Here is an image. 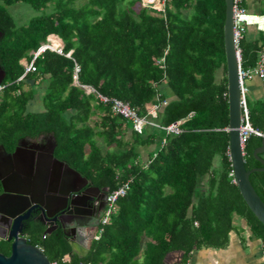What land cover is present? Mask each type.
<instances>
[{
	"label": "trees",
	"instance_id": "obj_1",
	"mask_svg": "<svg viewBox=\"0 0 264 264\" xmlns=\"http://www.w3.org/2000/svg\"><path fill=\"white\" fill-rule=\"evenodd\" d=\"M77 1L0 0V145L12 152L23 138L52 135L53 156L92 185L112 191L128 181V188L83 256L70 255L59 229L44 233L33 220L23 231L26 240L50 263L162 264L177 250L183 252L178 264H191L194 251L225 249L234 232L243 245L258 240L264 261V225L243 200L228 155L224 0H164L161 9L143 0ZM14 3L36 14L16 25L7 10ZM240 6L246 8L244 0ZM50 34L62 40V54L44 50L36 70L18 79L21 60L29 61ZM237 47L240 67L254 68L264 54V31L255 29L248 39L245 29ZM80 85L128 102L141 116L156 104L151 119L160 126L184 119L182 132L139 133ZM246 91L248 122L261 133L243 142L244 166L251 169L261 167L253 150L264 134V94L253 99ZM38 99L41 109H29ZM157 137L158 147L140 161L137 148ZM97 139L116 149L102 151ZM249 180L264 202V171L251 172ZM10 245L0 238L1 253L9 255Z\"/></svg>",
	"mask_w": 264,
	"mask_h": 264
},
{
	"label": "water",
	"instance_id": "obj_2",
	"mask_svg": "<svg viewBox=\"0 0 264 264\" xmlns=\"http://www.w3.org/2000/svg\"><path fill=\"white\" fill-rule=\"evenodd\" d=\"M224 2L223 43L228 102V155L233 180L243 200L264 225V202L249 180L251 172L264 171V159L259 156L264 151V134L261 144L253 150V156L261 163V167L246 169L239 131L241 94L238 77L239 56L233 38V3L232 0ZM3 76L0 68V82ZM54 147L55 139L52 135H44L38 139L23 138L12 152H7L0 145V238L11 241L10 254L6 256L0 252V264H50L42 250L24 237L23 231L31 220L44 226V233L52 232L57 226L61 229L69 227L70 233L64 231V235L71 247L70 255L75 253L83 256L88 241L94 236L95 232L92 236H87L85 222L75 216L78 212L77 206L83 204L75 199V195L77 192L86 194L97 188L86 187L85 177L67 163L55 158ZM63 213L70 216L69 223L65 224L61 215ZM52 224L55 225L51 227ZM182 255V251L168 252L162 264H178Z\"/></svg>",
	"mask_w": 264,
	"mask_h": 264
},
{
	"label": "built area",
	"instance_id": "obj_3",
	"mask_svg": "<svg viewBox=\"0 0 264 264\" xmlns=\"http://www.w3.org/2000/svg\"><path fill=\"white\" fill-rule=\"evenodd\" d=\"M163 1L164 0H157V2L160 3L159 4L160 6L156 7L157 9L162 8ZM241 1L242 0H232L233 3L232 11H233V30L235 36V43L239 56L238 77L240 82V94H241V98H240L241 127L240 128H241V142L243 144L245 138L248 137L249 134L253 133V134L261 135V133L254 130L248 122V113H247L245 97H244V93L246 91V87L244 86V80L246 79L249 80L256 77L264 85V54L260 56L254 68L249 70H244L240 67V55H239V48L237 47V43L247 26L254 25L257 29L264 31V15L247 12L245 8L240 6ZM144 4L151 5V3L149 2H144ZM47 40H48L47 42L40 44L36 50L31 51L32 57L29 61L21 60V63L24 66V71L23 74L18 79L22 78L26 73L33 72L36 70L35 59L44 50L49 49L51 51H55L58 54H62V45L54 43L50 38H47ZM78 70H79L78 66H75L74 67L75 78ZM80 86L86 92H90V91L95 92V90L89 85H80ZM3 87L4 85L0 82V92L2 91ZM95 94L96 97L101 102L108 103L110 105V110L113 114L119 115L122 118H124L126 121L131 122L132 128L139 133H144L147 126H150L152 128L153 127L161 128L166 134H179L180 132H182L181 125L184 122V119L175 120L165 126H160L156 122L148 120L147 115L148 116L156 115V110H157L156 104H151L149 108H146L147 115L141 116L137 114L136 110L133 107H131L128 102L119 100L117 98H108L107 96H104L98 92H95ZM127 188H128V181L123 183L118 188L108 192L106 196V204L98 225L104 224L109 220L110 215L116 209V200L120 196L125 194ZM96 228L98 234V232H100V229L98 228V226ZM93 237L97 238L98 236L95 234ZM65 258L67 259L68 257L66 256ZM50 264H57V263L52 262ZM77 264H89V263L79 262Z\"/></svg>",
	"mask_w": 264,
	"mask_h": 264
},
{
	"label": "rangeland",
	"instance_id": "obj_4",
	"mask_svg": "<svg viewBox=\"0 0 264 264\" xmlns=\"http://www.w3.org/2000/svg\"><path fill=\"white\" fill-rule=\"evenodd\" d=\"M85 0H78L77 3L80 4L82 2H84ZM144 2H149L151 3V6L153 7H159L160 3L157 2V0L153 1V0H143ZM143 2V3H144ZM154 2V3H153ZM264 5V3H262ZM262 5V6H263ZM7 10L8 12L11 14V16L13 17L14 19V22L16 25H23L25 24L29 18H31L32 16H34L36 14V11L33 10L29 5L27 4H23V3H14L10 6L7 7ZM252 82H256V80H252L251 82L249 83H252ZM248 83V84H249ZM40 88V89H39ZM38 89V94L40 96V94L43 92V86H40ZM253 93L252 92H248L247 93V96L250 97L252 96L253 97ZM38 96V97H39ZM260 97V96H259ZM38 103H39V106H41V103L39 102V99H38ZM127 124H128V127L131 128V122L127 121ZM164 133V132H163ZM160 136H162L163 134L160 133L159 134ZM159 137H157V139L155 140V145L154 148L156 149V147H158L159 145ZM97 144L100 146L101 150L102 151H105V150H115V146H107L103 140L101 139H97ZM239 222L244 225V222L242 220H238V219H235V222ZM245 237H248L249 236V231L248 230H245L243 233H242ZM232 239V241H231ZM239 237L233 232L231 233V237H230V244L228 246V249L231 251V253H233V257L232 258H227L226 260L223 261V259H225L223 257V254H217V253H211L210 251L208 250H202L200 251L198 254H197V258H201L204 260L203 264H246L245 262H247V264H256L257 260H259L260 258H257V254H258V250L260 248V245H259V241L258 240H246L245 241V244L246 242L248 241V244L247 246V251H250L248 255H251L252 257H255L256 259H252V262L246 260L248 258V256L242 254L240 255L241 251L238 249V242L240 240H238ZM240 244L241 241L239 242ZM232 259V260H230ZM259 261H262V260H259ZM199 262H196L195 263V253H194V257H191V264H197ZM258 263V262H257Z\"/></svg>",
	"mask_w": 264,
	"mask_h": 264
},
{
	"label": "crops",
	"instance_id": "obj_5",
	"mask_svg": "<svg viewBox=\"0 0 264 264\" xmlns=\"http://www.w3.org/2000/svg\"><path fill=\"white\" fill-rule=\"evenodd\" d=\"M245 3H246V10L247 12H250V13H256L258 14L260 12V10L264 7V5L262 3H264V0H244ZM263 5V6H262ZM255 29H257L254 25H250V26H247L246 27V37L248 39L252 38L254 33H255ZM259 30V29H258ZM47 38H50L54 43L56 44H59V45H63V42L62 40L55 34H50ZM252 80H256V82H252V83H249L251 82ZM249 83V84H248ZM246 88H247V91L246 93H250L252 92L254 95L253 97L250 96V98H253V99H256V98H260L263 94H264V85L262 84V82L254 77L252 79H249L247 82H246ZM260 96V97H259ZM150 103L146 105V108H149L150 107ZM29 109L31 110H40L41 109V106H39V103H38V100H35L33 102H31L29 104ZM148 120L149 121H153V119H151V116H147ZM152 127L150 126H147V128L145 129V132L144 133H148L150 131ZM154 146H156L155 144H150L148 146H139L137 148L138 150V153H139V160L142 161V162H146L148 159H149V156L151 153H153V151L155 150ZM248 239V238H247ZM239 240V239H238ZM232 241V239H231ZM240 242V241H239ZM238 242L239 245L238 246V249L241 251L240 255L244 254L246 256H248V258L246 260L252 262V259H256L255 257H252L251 255H248L250 251H247V244H248V241L246 242V244H240ZM230 244V242H229ZM228 244V246H229ZM259 245H260V242H259ZM228 246L225 248V249H210V248H203V249H200L198 251H194L192 253V256L191 257H194V253H195V263L196 262H199L197 264H203L204 260L201 259V258H197V254L202 251V250H208L210 251L211 253H217V254H223V257L226 260L227 258H232L233 257V253H231V251L228 249ZM87 251V249H86ZM85 251V253H86ZM257 258H260L259 260H262V261H259L257 260L256 264H264V261H263V257H262V253H261V245H260V248L258 250V254H257ZM232 260V259H230ZM247 264V262H245Z\"/></svg>",
	"mask_w": 264,
	"mask_h": 264
},
{
	"label": "flooded vegetation",
	"instance_id": "obj_6",
	"mask_svg": "<svg viewBox=\"0 0 264 264\" xmlns=\"http://www.w3.org/2000/svg\"><path fill=\"white\" fill-rule=\"evenodd\" d=\"M86 187H96L97 189H93L86 194H81L79 192L76 193L75 199L82 202L83 204L77 206L78 212L75 214V216L80 217L82 221L85 222L86 224L85 233L87 234L88 237H90V235L92 236V233L95 232L96 226L99 223V220L102 216L106 204V196L109 190L106 187L94 186L89 181H87ZM64 213L61 215L62 217H64V222L66 224L69 223L70 216L68 214H66L65 216ZM54 225L55 224H52L51 227H53ZM56 229H59L63 235H64V231L67 233H70L71 231L69 227L65 229H61V227L57 226ZM89 242L90 241H88V244Z\"/></svg>",
	"mask_w": 264,
	"mask_h": 264
},
{
	"label": "bare ground",
	"instance_id": "obj_7",
	"mask_svg": "<svg viewBox=\"0 0 264 264\" xmlns=\"http://www.w3.org/2000/svg\"><path fill=\"white\" fill-rule=\"evenodd\" d=\"M232 18H233V15H232ZM233 38H234V41H235L234 30H233ZM240 127H241V124H240ZM240 127H239V131H240V138H241V128Z\"/></svg>",
	"mask_w": 264,
	"mask_h": 264
}]
</instances>
